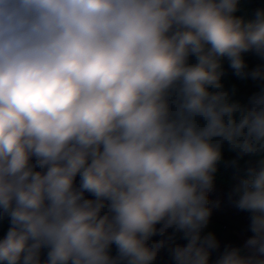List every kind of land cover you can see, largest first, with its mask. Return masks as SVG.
Returning <instances> with one entry per match:
<instances>
[{
    "label": "clouds",
    "instance_id": "clouds-1",
    "mask_svg": "<svg viewBox=\"0 0 264 264\" xmlns=\"http://www.w3.org/2000/svg\"><path fill=\"white\" fill-rule=\"evenodd\" d=\"M239 4L0 0V264H209L224 143L259 159L234 190L247 254L217 264H264V88L242 104L221 83L225 60L264 81L243 58L264 57V9Z\"/></svg>",
    "mask_w": 264,
    "mask_h": 264
},
{
    "label": "crops",
    "instance_id": "crops-1",
    "mask_svg": "<svg viewBox=\"0 0 264 264\" xmlns=\"http://www.w3.org/2000/svg\"><path fill=\"white\" fill-rule=\"evenodd\" d=\"M258 9H264V0H240L238 11L235 15L244 19H253ZM247 70L251 71L258 66H264V57L255 52H248L243 55ZM190 63L195 62V58H190ZM225 75L221 78L223 89L228 91L232 100L242 104H247L250 97L264 88V81L253 80L250 77L241 79L234 74L227 60L223 62ZM222 160L217 165L214 173L213 188L208 193V207L211 215L207 226L203 229V234L211 233L218 241L219 247L211 250L209 264H217L218 259L226 249H244L246 241L253 236L251 231V213L240 210L236 206V195L234 190L247 177L248 169L258 163L259 157L245 156L238 158L237 153L232 151L227 143L222 145ZM233 161H236L234 164ZM92 198V197H90ZM7 219H0V239H3L9 228ZM169 233L173 229L168 230ZM179 245H185L187 241L182 234H177L176 241ZM167 249H162L163 253ZM160 252L158 254H160ZM112 254H116V249L112 248ZM46 258V250L42 253V259ZM163 258L157 256L154 264H163ZM168 264H174L170 261Z\"/></svg>",
    "mask_w": 264,
    "mask_h": 264
},
{
    "label": "trees",
    "instance_id": "trees-1",
    "mask_svg": "<svg viewBox=\"0 0 264 264\" xmlns=\"http://www.w3.org/2000/svg\"><path fill=\"white\" fill-rule=\"evenodd\" d=\"M158 256L162 257L163 258V264H168L170 263V261H172L170 255H169V252L168 250H166L165 252L158 254Z\"/></svg>",
    "mask_w": 264,
    "mask_h": 264
},
{
    "label": "built area",
    "instance_id": "built-area-1",
    "mask_svg": "<svg viewBox=\"0 0 264 264\" xmlns=\"http://www.w3.org/2000/svg\"><path fill=\"white\" fill-rule=\"evenodd\" d=\"M79 182V177H77V183ZM87 195V194H86ZM91 196H89L88 198H90ZM159 227V226H158ZM161 239V237L159 236V235H157V236H154V237H152V240L150 241V243L151 242H154V241H158V240H160ZM114 248H115V246H113Z\"/></svg>",
    "mask_w": 264,
    "mask_h": 264
}]
</instances>
